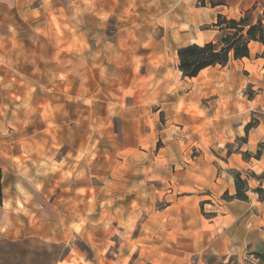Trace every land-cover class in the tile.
<instances>
[{
    "label": "rangeland",
    "instance_id": "obj_1",
    "mask_svg": "<svg viewBox=\"0 0 264 264\" xmlns=\"http://www.w3.org/2000/svg\"><path fill=\"white\" fill-rule=\"evenodd\" d=\"M256 5L262 12L264 0ZM171 8L170 0L0 4V165L20 192L14 209L9 193L4 220L0 213V264H39L44 250H67L54 264H161L168 241L190 249V222L228 201L225 161L243 137L222 147L218 135L182 129L195 87L177 50L204 41L211 24L183 23ZM242 63L231 64L249 81L237 99L255 100L252 121L264 117V48L253 44ZM259 148L264 157V141L250 152ZM251 159L241 171L264 186L252 174L264 160ZM263 249L264 241L249 249L246 264Z\"/></svg>",
    "mask_w": 264,
    "mask_h": 264
},
{
    "label": "crops",
    "instance_id": "obj_2",
    "mask_svg": "<svg viewBox=\"0 0 264 264\" xmlns=\"http://www.w3.org/2000/svg\"><path fill=\"white\" fill-rule=\"evenodd\" d=\"M25 0H0L1 5H8L13 7L15 4H20ZM172 1V8L179 7V14L186 19L184 22H206L211 24L208 30L210 34L202 42L203 44L211 40H215L219 31L213 26L217 21L218 13L228 15L230 12L233 16L240 17L247 9L256 4L257 0H229L228 5L217 7H202L198 5V0H170ZM259 45L264 48V45L253 42L252 45ZM251 45V49H252ZM252 57V51H251ZM250 57V58H251ZM250 58L244 57L242 59H231L226 66H213L204 69L197 77L188 78L187 85L194 86V90L189 91L190 95L188 105H193L194 110L189 111L186 115V121L182 129L189 131L193 134L205 135L209 132L210 135H218L220 140L224 143H231L236 137H245V127L250 122L251 113L254 110V99L242 100L237 99L238 92L242 90L249 82L243 79L239 74V67L232 66V62L242 63L244 60ZM243 64V63H242ZM264 72V69L262 70ZM203 73L206 74V79L202 81L198 87L193 81H196ZM264 81V75H260ZM197 88V89H196ZM213 95L210 101V106L202 107V98ZM192 103V104H191ZM244 108V111L242 109ZM264 139V117L259 119L256 127L252 128L247 136V143L236 148L228 154L225 164L229 169H246L252 167V159H244L243 153L246 150L253 151L258 147L260 141ZM258 162L264 160L256 159ZM0 167H2L0 165ZM229 173V178H226L227 183L222 191H228L230 195L236 192L234 178ZM224 177H215L217 182L222 183ZM206 180V178H205ZM3 192L4 200L0 205L1 218L3 220L7 217V197L11 193V201L8 203L10 208L15 207L16 199L20 198V192L17 188V183L11 186L5 183V176L3 172ZM264 187V186H263ZM223 206L212 210L213 215L209 218L204 217L202 214L193 219L189 231L195 237L190 242V249H178L173 241L167 242L166 251L160 253L156 260L161 264H193L192 258L198 255V264H246V253L249 249H255L258 243L264 241L261 237V221H264V200L259 198L255 192H250V199L242 201L238 199L228 200L224 202ZM253 208H257L259 213H256ZM167 210H177L169 206ZM200 210V209H199ZM198 209L194 210L197 215ZM262 212V213H261ZM262 215V216H261ZM257 216V219L254 218ZM168 219V220H167ZM172 218H165L166 225L169 226ZM188 222V223H189ZM165 224V223H164ZM261 230V231H260ZM189 233V232H186ZM214 234L213 238L210 236ZM176 247V248H175ZM200 254V255H199ZM206 255L211 257L206 260Z\"/></svg>",
    "mask_w": 264,
    "mask_h": 264
},
{
    "label": "trees",
    "instance_id": "obj_3",
    "mask_svg": "<svg viewBox=\"0 0 264 264\" xmlns=\"http://www.w3.org/2000/svg\"><path fill=\"white\" fill-rule=\"evenodd\" d=\"M228 4L229 0H198V5L202 7L209 6L214 8ZM256 11L257 5L254 4L238 18L218 13L217 21L213 24L219 31L215 40L204 42L203 44L194 42L179 47L177 50L178 70L182 72V76L184 78L197 77L200 72L208 67L226 66L231 59L250 58L252 51L251 45L253 42L264 45V8L262 12L256 13ZM258 123L259 118H255L246 125V136L240 138L243 143H247L249 131L256 127ZM228 153H231V151ZM242 153L244 159H251L253 157L261 159L262 157L261 148H259L255 154L248 150ZM230 173L234 178L236 192L230 195L229 192L226 191L224 197L227 200L238 199L248 201L250 199V192L257 193L259 198L264 200V187L259 185L253 188L251 186V175H249V173L244 176V172L237 169L230 170ZM252 174L255 175L258 180H264V172L260 175H256L254 172H252ZM2 179L3 169L0 167V205L3 204L4 200ZM25 242H27V240H25ZM53 247L55 249L65 248L64 245L59 244H53ZM66 253L67 250H65L62 255H54L53 252L44 250L38 253V258L43 261L39 264H54L63 259ZM250 254L257 260L256 263L251 262V264H264V249L252 250Z\"/></svg>",
    "mask_w": 264,
    "mask_h": 264
},
{
    "label": "bare ground",
    "instance_id": "obj_4",
    "mask_svg": "<svg viewBox=\"0 0 264 264\" xmlns=\"http://www.w3.org/2000/svg\"><path fill=\"white\" fill-rule=\"evenodd\" d=\"M176 10H177V8H176ZM179 16H180V15H179ZM182 19H183V16H182ZM179 72L182 73L180 70H179Z\"/></svg>",
    "mask_w": 264,
    "mask_h": 264
}]
</instances>
